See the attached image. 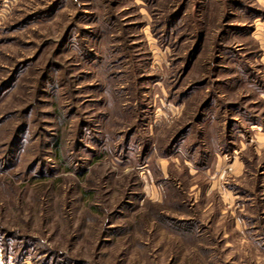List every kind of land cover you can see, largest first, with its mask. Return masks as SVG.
Returning a JSON list of instances; mask_svg holds the SVG:
<instances>
[{
    "label": "rangeland",
    "instance_id": "374dc122",
    "mask_svg": "<svg viewBox=\"0 0 264 264\" xmlns=\"http://www.w3.org/2000/svg\"><path fill=\"white\" fill-rule=\"evenodd\" d=\"M264 0H0V264H264Z\"/></svg>",
    "mask_w": 264,
    "mask_h": 264
},
{
    "label": "built area",
    "instance_id": "2783aa9c",
    "mask_svg": "<svg viewBox=\"0 0 264 264\" xmlns=\"http://www.w3.org/2000/svg\"><path fill=\"white\" fill-rule=\"evenodd\" d=\"M262 142H263V144H264V134L262 135Z\"/></svg>",
    "mask_w": 264,
    "mask_h": 264
}]
</instances>
